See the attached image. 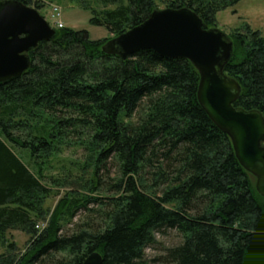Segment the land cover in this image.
<instances>
[{
  "label": "trees",
  "instance_id": "trees-1",
  "mask_svg": "<svg viewBox=\"0 0 264 264\" xmlns=\"http://www.w3.org/2000/svg\"><path fill=\"white\" fill-rule=\"evenodd\" d=\"M70 1L115 37L144 22L158 1L190 8L210 29L241 0ZM56 30L30 52L22 77L0 83V264H82L94 251L102 264H264V197L199 103L192 62L152 50L124 60L102 50L112 37ZM227 35L234 52L226 73L242 88L234 106L264 115V36ZM57 145L81 146L88 165L80 187L48 207L52 178L18 150L42 165ZM18 229L29 235L24 249L11 236ZM168 231L181 241L147 259Z\"/></svg>",
  "mask_w": 264,
  "mask_h": 264
},
{
  "label": "water",
  "instance_id": "water-1",
  "mask_svg": "<svg viewBox=\"0 0 264 264\" xmlns=\"http://www.w3.org/2000/svg\"><path fill=\"white\" fill-rule=\"evenodd\" d=\"M57 30L41 12L17 0L0 4V83L22 77L31 66L30 52ZM102 50L126 60L141 50L192 62L200 75L198 101L215 125L230 136L241 165L256 178L264 197V115L235 107L241 84L226 73L234 43L218 27L205 28L190 8L156 9L141 24L110 38ZM94 251L82 264H102Z\"/></svg>",
  "mask_w": 264,
  "mask_h": 264
},
{
  "label": "rangeland",
  "instance_id": "rangeland-1",
  "mask_svg": "<svg viewBox=\"0 0 264 264\" xmlns=\"http://www.w3.org/2000/svg\"><path fill=\"white\" fill-rule=\"evenodd\" d=\"M43 3L40 12L45 17H52L55 8H59L57 12L60 14V20L63 25L74 30H86L89 33L90 39L100 41L105 38L113 37L106 27L94 25L91 22L92 14L88 9L79 7L70 0H41ZM167 2L158 1V8H167ZM57 17L54 21H57ZM217 24L219 29L226 34L240 31L247 32L258 30L264 36V0H241L235 6L221 10L217 14ZM45 121V119H43ZM61 151L55 152L50 160L45 158L42 165L30 160V154L24 149L18 150V153L23 157L25 162L29 163L32 169L40 176H48L52 179L46 180L47 184L52 188V196L46 203L48 207H54L64 194L75 188V185L80 187L81 178L86 170V154L81 146H60ZM32 161V162H31ZM53 181H55L53 183ZM51 211L49 212V214ZM49 214L43 219H47L41 224L48 222ZM77 220V219H76ZM12 238L17 241L21 249L29 239L22 230H11ZM181 241V237L176 231H168L167 234L158 236V243L154 248H149L146 251L147 259L162 255L166 248L174 246ZM148 262V261H147ZM146 264H161L148 262Z\"/></svg>",
  "mask_w": 264,
  "mask_h": 264
},
{
  "label": "built area",
  "instance_id": "built-area-1",
  "mask_svg": "<svg viewBox=\"0 0 264 264\" xmlns=\"http://www.w3.org/2000/svg\"><path fill=\"white\" fill-rule=\"evenodd\" d=\"M57 10H59V8H55L54 14L52 15V17H48V20L52 26H54L56 28H60L64 25H63L62 21L60 20V14L61 13L57 12ZM55 17H57V19H58L57 21H54Z\"/></svg>",
  "mask_w": 264,
  "mask_h": 264
}]
</instances>
